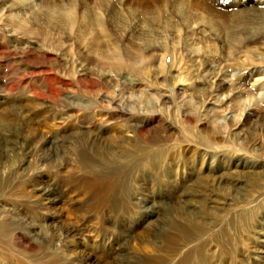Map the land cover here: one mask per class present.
<instances>
[{"label":"rangeland","instance_id":"374dc122","mask_svg":"<svg viewBox=\"0 0 264 264\" xmlns=\"http://www.w3.org/2000/svg\"><path fill=\"white\" fill-rule=\"evenodd\" d=\"M132 1L0 0V264H264V0ZM45 8L75 28L14 29ZM140 109L165 120L138 124L155 152L92 207L59 155L101 135L125 159Z\"/></svg>","mask_w":264,"mask_h":264},{"label":"bare ground","instance_id":"6f19581e","mask_svg":"<svg viewBox=\"0 0 264 264\" xmlns=\"http://www.w3.org/2000/svg\"><path fill=\"white\" fill-rule=\"evenodd\" d=\"M124 1L127 2V0H124ZM129 1H132V0H129ZM134 1H136V0H134ZM101 18H103V17H101ZM91 20H93V19H91ZM91 20L90 21L87 20L89 25H91ZM110 20L111 19L107 20L105 18L104 25L107 24V22L109 24ZM43 21H45V22H43ZM92 23H94V21ZM75 25H76V19H75V15L72 12H69V13L62 15V13L61 14L55 13V11L50 9V8H45L42 11L38 12L37 14H35L34 12L29 13V20L26 19V26L17 25L14 29L17 30L18 32L19 31L37 32V33L41 34L45 39H47L49 37V33L51 31L65 29L67 27H69L71 29V28H75ZM85 25L87 26V24H85ZM77 31H80V30L77 29ZM77 35H78V33H77ZM146 43H148V45H146V47H153L155 45V44H152L150 42H146ZM137 48L138 49H137L134 57L141 58L142 54L145 53V49L140 48V45L139 46L137 45ZM144 48H145V46H144ZM116 53H117V51H116ZM166 56H167V53L156 54V55L149 54L148 55V57H150V58H159L161 61H163ZM108 57H109V55H108ZM110 57L113 58V60L115 59V62L119 61V60L124 62L126 59L130 60L131 58H133L129 54H122V56L120 57L119 60H117L115 58L116 56L113 57L111 55ZM126 76H127V80L128 81L130 80V82L132 84H136V85L139 84L137 82V80L135 78H133V75H130V76L126 75ZM260 90H262L261 87H260ZM157 110H159V109H157ZM128 113L134 114L135 117L137 118V120L134 123L132 122L133 123L131 126L132 129L130 130L134 134V139H135L136 144H137L136 150L134 152H127L124 154V157L130 158V159H126V158L124 159V158L120 157L110 147H107L106 145H104V143L102 141H98V140H100L101 135L94 137V140L91 141L92 144H90L88 142H81V143H83V145H79L77 150L73 153L74 158H65V157L59 155L60 161H58L59 163L57 164L59 170L69 169V170H74V171L77 170L76 172H78L76 175H73L69 178V183L72 185V187H74L75 189H77L78 191H80L82 193L85 191H88L89 193H93L94 195H96L93 203H91L92 207L99 206L103 202V200L105 199L104 196H107L109 194L113 195L115 187H117L118 185L120 186L124 183V181L129 177L130 171L133 169L132 168L133 161L138 160V159L141 160V159L145 158L148 154H153L155 152L154 148L152 147L153 146L152 145V138L153 137L150 135H147V134L142 136L141 131H140L141 133L139 134L138 124H141V126L146 125V126H148L147 129H151L150 127L154 125L155 121L165 122V120L162 119V117L158 113H154V111L151 113H148V112L140 109L139 111L129 110ZM108 114L110 115L111 112H108ZM106 115H107V113H106ZM121 118H122V116H121ZM107 121L108 120L106 119V117H104L100 122L103 125ZM129 121H131V120H129ZM94 122L96 123V121H94ZM172 127H173L172 125H168L169 130H171ZM142 139H145V140H142ZM146 142H148V143H146ZM96 144H101V145H96ZM59 148H61V147H59ZM44 158H46V157H44ZM240 158L241 157H239V159ZM57 160H56V162H57ZM241 160L242 159H240V161ZM254 164H257V162L251 163V165H254ZM8 176L9 175H8L7 171L0 170V186L2 185L5 178ZM120 180H121V183L119 182ZM25 184L26 185L21 186V185H15L13 183H9V186L6 188V194L9 193L10 196L12 197V199H14L15 204H17L18 206H30L31 209L33 208V210H34V208H36V210L39 212L38 214H40L42 212V209L44 206H42L43 203L41 202V200L39 198H38V204H35L34 202H37V200L35 199L36 198L35 196H34L35 198H33V200L31 201L27 197H22L19 194L20 190L22 191V193L25 192V188H27L26 186H28L27 183H25ZM230 202H232V199ZM0 206H2V205H0ZM248 206H250V205L248 204ZM248 210H249V208H248ZM245 211H246V209H245ZM152 212H154V209ZM35 213H37V212H34V214ZM228 213L230 215V212H228ZM70 231H71V229H70ZM2 232H3V226L0 225V239H2V243L0 245H2L5 248L6 247L5 242H4L3 238L1 237ZM5 234H6V232H5ZM260 234H261V232H260ZM261 236H264V233H262ZM72 237L74 238V236L72 234H70V233L66 234L65 239H64L65 242L67 244H74V242L71 241V239H69ZM261 242L264 243V238H262ZM8 260L10 262H12L13 264H37V262L39 263V261H40L39 259H35V258L29 260V259L24 258V257H19V255L16 253L9 255ZM51 262H54V261H51Z\"/></svg>","mask_w":264,"mask_h":264}]
</instances>
